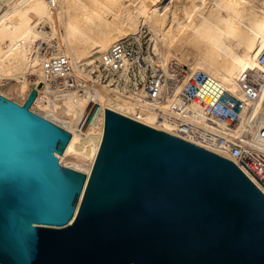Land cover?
Wrapping results in <instances>:
<instances>
[{
    "label": "water",
    "instance_id": "1",
    "mask_svg": "<svg viewBox=\"0 0 264 264\" xmlns=\"http://www.w3.org/2000/svg\"><path fill=\"white\" fill-rule=\"evenodd\" d=\"M35 96L0 95V264H264V193L232 160L104 108L73 171Z\"/></svg>",
    "mask_w": 264,
    "mask_h": 264
},
{
    "label": "bare ground",
    "instance_id": "2",
    "mask_svg": "<svg viewBox=\"0 0 264 264\" xmlns=\"http://www.w3.org/2000/svg\"><path fill=\"white\" fill-rule=\"evenodd\" d=\"M166 1L11 0L0 13V95L22 105L29 92L36 91L30 110L70 133L57 158L60 166L90 174L103 135L104 108L180 137L167 121L157 120L159 110L166 113L176 106L183 109L188 120L211 127V118L216 124L214 129L232 130L239 135L237 131L243 126L239 121L234 128L226 120H218L215 114H208V92L220 85L243 99L246 93L241 87L242 73L264 75V64L259 61L264 49V0H172L170 6L164 5ZM143 27L151 34L150 50L156 58L148 52L141 59L152 70L159 66L163 71L162 90L168 92L165 102L149 101L142 90L134 92L128 88L127 83L136 72L132 73L135 61L126 57H122L117 78L108 75L105 86L94 83L87 74L86 81L91 84L83 93L69 91L58 95L49 89L45 61L49 69L51 62L60 63L67 57L65 65L72 71L74 62H83V67L76 71L79 77L85 75L81 71L94 73V60L99 53L108 52L128 37L140 42ZM47 52L61 55L51 58L44 56ZM170 59L182 69L183 78L177 79L178 83L169 82L176 81V71H170L168 66ZM138 62L140 75L148 65L141 64L139 59ZM60 67L58 72H62ZM198 71L209 77L204 86L207 93L184 103L179 97L184 80ZM118 77L123 79L122 83L116 82ZM256 94L255 102L246 98V104L254 103V110L264 106V88ZM260 116L264 125V115ZM86 122L89 124L84 131ZM258 128L255 125L247 135L253 147L264 153V127ZM193 142L236 162L228 153ZM245 174L257 184L251 175Z\"/></svg>",
    "mask_w": 264,
    "mask_h": 264
},
{
    "label": "built area",
    "instance_id": "3",
    "mask_svg": "<svg viewBox=\"0 0 264 264\" xmlns=\"http://www.w3.org/2000/svg\"><path fill=\"white\" fill-rule=\"evenodd\" d=\"M129 48H131V50H128ZM128 51L130 56H128ZM141 51L138 39L133 37L123 39L115 46H112L108 52L98 54V58L94 60V63L96 62L95 65L98 66H96V71L94 73L81 71L85 74L81 77H79L80 75H77L76 72L72 71L69 66L65 65L66 60L61 59L60 63H56L54 61L51 62L49 69L47 68L48 62L45 61V75L47 81L49 82V89L51 91H55L58 95H63L69 91H78L79 93H83V90L90 88L91 84L86 81L87 74L90 77L94 75L96 77L95 82L101 86H105V84H108V75L113 74L117 78V73L121 69L120 66L122 63V57H126L129 61H135L134 63H137L138 66V59L141 61V64L148 65L147 62L141 59L143 56ZM259 61L264 64V49L259 55ZM57 64L62 66V72H58V68L61 67ZM78 64H81L80 66L82 67L84 65L83 62ZM132 73H135V71L133 70ZM176 77L177 76L175 75L174 78ZM188 79L184 82L183 88L179 92V97L184 103H189L190 101L196 99L198 95L207 93L206 90H204V86L209 80V77L204 72L198 71L191 75ZM122 80V78H119V81L117 80L116 82L122 83ZM133 80L137 81V74L133 76ZM240 82L242 83L241 87L245 90L246 98L255 102L257 100L256 93L259 91L257 87L264 86V75L261 72H244L240 77ZM162 86L163 77L157 70H152L151 74H149V77L144 81L141 88L144 98L158 103L165 102L168 92H166V90H162ZM213 87L214 88L210 89L208 92L210 93L211 99L210 103L206 106L207 111L209 112L208 114H215V117L218 120L219 118L221 120H226L229 126L235 128L238 121L241 123L246 109L252 107L254 103L251 102L249 105L246 104V98L241 99L232 94L230 91L223 89L220 85H214ZM171 88L172 87H170V89ZM202 104L205 105V102L202 101ZM185 114L183 113V109L171 106L170 112L165 113L162 110H159L157 112V120L159 122L163 120L167 121L171 129L179 134L180 138L184 140L192 143H195L193 141H197L200 144L209 145L217 148L218 151L228 153L232 157H235L236 162L232 161L243 172L251 175L257 182L256 186L264 193V153L257 151L253 147V144H251L250 141L252 139L247 135L249 133V129L251 130L253 127L250 128L248 126H244L241 130L239 129L237 131L239 134L237 135L233 134L232 130L225 129L221 131L220 129H214L213 125L216 124L211 118L210 122L212 126L205 127L202 124L188 120ZM263 115L264 114L262 113V116ZM262 123L263 121L261 120L258 122V126L261 130L264 127ZM219 145H222V147ZM262 146H264L263 143Z\"/></svg>",
    "mask_w": 264,
    "mask_h": 264
},
{
    "label": "rangeland",
    "instance_id": "4",
    "mask_svg": "<svg viewBox=\"0 0 264 264\" xmlns=\"http://www.w3.org/2000/svg\"><path fill=\"white\" fill-rule=\"evenodd\" d=\"M9 2H11V0H0V13H2L3 11H4V9H6V4H8ZM164 5H166V6H170V5H172V0H167L166 1V3L164 4ZM33 15H34V12H31ZM150 36H151V34H150V32H149V30L146 28V27H143L142 28V31H141V35L139 36V39H140V48H141V52H142V55H146L148 52H149V54L151 55V56H154V58H156V56L153 54V52L151 51L152 49H151V44H152V40L151 39H149L150 38ZM128 38H130V37H128ZM127 39V38H126ZM45 46V45H44ZM43 47V46H42ZM151 49V50H150ZM128 50H131V48H129ZM49 51V50H48ZM129 55L128 56H130V53H129V51L127 52ZM61 55V54H60ZM60 55H57V56H55L54 54H48V52H47V54H45L44 56H49V57H51V58H53V57H58V56H60ZM66 61H69V59H67V57H66ZM65 61V62H66ZM96 63V62H95ZM94 63V64H95ZM81 64H77V63H75L74 62V67H75V70H73L74 72H76L77 70H80L81 69V67L82 66H80ZM168 66H170V71L171 70H175L176 71V73H175V75L177 76L176 77V81H174L175 83H178V80H181L183 77H182V72H181V67H180V65H178L177 63H176V61L174 60V59H170L169 60V65ZM139 66H138V64L137 63H133V65H132V68H133V70L136 72V70H137V72H136V74H137V81H135V80H133V77L131 78V76H130V78H131V81H129L128 83H127V86H128V88H131V89H133L134 90V92H139V91H141V89L140 88H142V85H143V83H144V81L149 77V74H151V69H150V67L148 66V67H146V69H145V71H143L142 72V74H140L139 75V68H138ZM137 68V69H136ZM156 69H157V71L161 74V76L163 77L164 75H162L163 73V71L161 70V68L158 66H156ZM46 74V73H45ZM191 76V75H190ZM189 76V77H190ZM188 77V78H189ZM143 78V79H142ZM187 77H186V79L184 80V82L188 79ZM92 79H94L93 81H94V83H97V82H95V79H96V77L94 76V75H92ZM163 79H164V77H163ZM178 79V80H177ZM189 80V79H188ZM170 83H172L173 81H169ZM133 83H134V85H133ZM132 85V86H131ZM171 85V84H170ZM261 85V84H260ZM260 85H257V86H260ZM135 87V88H134ZM264 88V86H260V87H257V89H259V90H262ZM136 89V90H135ZM124 91H128V90H124ZM264 105V104H263ZM253 107L254 106H252V107H249V108H247L246 109V111H245V113H244V116H243V119L241 120V125H243L242 127H244V126H248V127H254L255 125H257L258 124V122H259V119H260V115H262V113H263V108H264V106H261V107H258L256 110H254L253 109ZM235 122V121H234ZM88 124H89V122H86V123H84V125H83V130L85 131V129L87 128V126H88Z\"/></svg>",
    "mask_w": 264,
    "mask_h": 264
}]
</instances>
